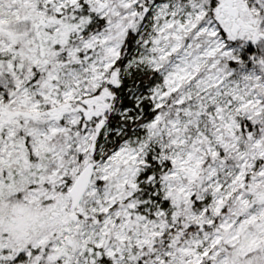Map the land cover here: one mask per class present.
Wrapping results in <instances>:
<instances>
[{
  "label": "snow or ice",
  "instance_id": "1",
  "mask_svg": "<svg viewBox=\"0 0 264 264\" xmlns=\"http://www.w3.org/2000/svg\"><path fill=\"white\" fill-rule=\"evenodd\" d=\"M0 264H264V0H0Z\"/></svg>",
  "mask_w": 264,
  "mask_h": 264
}]
</instances>
